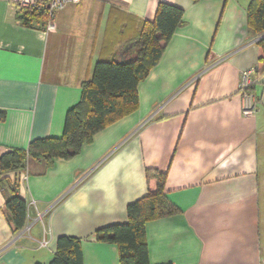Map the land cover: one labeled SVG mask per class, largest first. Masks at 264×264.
Here are the masks:
<instances>
[{"label": "crops", "instance_id": "1", "mask_svg": "<svg viewBox=\"0 0 264 264\" xmlns=\"http://www.w3.org/2000/svg\"><path fill=\"white\" fill-rule=\"evenodd\" d=\"M160 2L182 8L184 23L139 83V108L72 159L29 156L6 174L28 218L16 232L12 187L0 186V264H49L63 235L84 239V264H119L118 245L95 231L127 222L128 205L148 193L146 169L167 173L180 209L147 222L150 264H264V73L253 116L239 90L244 71L264 70L250 0H81L51 29L44 19L23 25L28 8L0 0V156L61 136L96 62L123 61Z\"/></svg>", "mask_w": 264, "mask_h": 264}, {"label": "trees", "instance_id": "2", "mask_svg": "<svg viewBox=\"0 0 264 264\" xmlns=\"http://www.w3.org/2000/svg\"><path fill=\"white\" fill-rule=\"evenodd\" d=\"M183 15L182 8L160 2L154 20L144 22L123 61L96 62L91 78L82 83L80 102L67 113L61 136L37 138L28 148H12L0 156V186L11 183L7 173L26 169L29 156L45 159L48 165L55 159H72L97 132L135 112L139 108L138 85L158 64L175 31L183 25ZM47 16L46 8H28L21 11L18 18L23 25L30 26L33 20L47 22ZM247 23L254 33H264V0H250ZM258 44L264 51V36ZM263 73L264 70H258L257 79ZM146 176L148 193L128 205L127 222L95 231L97 241L118 245L119 264H150L147 222L180 212L167 196V173L146 169ZM10 185L12 192L6 201V210L15 231L19 232L26 226L28 202L17 194V184ZM83 241V238L67 235L58 237L56 253L49 264H84Z\"/></svg>", "mask_w": 264, "mask_h": 264}, {"label": "built area", "instance_id": "3", "mask_svg": "<svg viewBox=\"0 0 264 264\" xmlns=\"http://www.w3.org/2000/svg\"><path fill=\"white\" fill-rule=\"evenodd\" d=\"M80 1L81 0H13V2L20 8H46L48 13L47 24L50 29L55 26L54 21L59 10L65 8L68 4L79 3ZM255 71L256 69H253L252 71H244L242 73V81L239 85V90L242 96V112L245 117L253 116L257 110L256 96L250 90V88L258 81L256 76H252V73ZM43 244L47 243L44 242Z\"/></svg>", "mask_w": 264, "mask_h": 264}, {"label": "water", "instance_id": "4", "mask_svg": "<svg viewBox=\"0 0 264 264\" xmlns=\"http://www.w3.org/2000/svg\"><path fill=\"white\" fill-rule=\"evenodd\" d=\"M130 46H133V44H130ZM125 49H127V47Z\"/></svg>", "mask_w": 264, "mask_h": 264}]
</instances>
